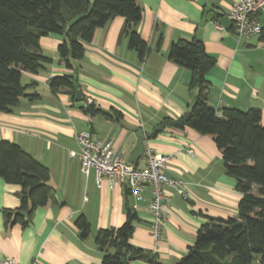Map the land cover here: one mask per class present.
I'll list each match as a JSON object with an SVG mask.
<instances>
[{"label":"crops","instance_id":"crops-1","mask_svg":"<svg viewBox=\"0 0 264 264\" xmlns=\"http://www.w3.org/2000/svg\"><path fill=\"white\" fill-rule=\"evenodd\" d=\"M135 1L142 11L135 30L148 47L142 59L128 47L125 19L119 16L94 31L92 40L84 43L83 58L72 62L70 69L57 54L65 36L47 35L40 39L39 47L52 62L36 74L22 76L24 85L35 82L26 94L35 93L37 98L22 97L10 112L0 114V140L18 144L45 165L53 189L48 203L34 211L27 227H4L2 210L18 208L21 187L0 179V260L9 257L18 264H29L36 258L41 264H100L101 252L94 236L99 229L124 222L131 197L125 194L124 186L110 188L106 180L97 187L93 173L86 177L78 160L69 157L68 151L77 149L74 134L81 130L110 143L127 160L135 150L140 129L142 152L132 163L137 168L146 165V148L156 156H170L163 173L181 182L186 198L162 186L169 196L164 205L168 218L160 240L154 242L147 209L150 193L145 188L129 240L134 247L154 254L160 263L173 264L187 254L205 221L199 214L236 216L241 195L235 180L225 173L222 156L211 138L190 128L166 127L151 134L163 118L184 115L197 95V89L190 86V72L167 57L171 44L180 39L199 40L215 60L206 74L208 104L219 113L223 108H257L264 127V23L258 37L237 39L231 26L218 31L211 22L217 16L218 22L226 17L235 0ZM61 75L76 80L81 88L80 102H72L66 89L53 93L50 86L46 88L47 81ZM86 99L109 117L84 114L78 104L85 106ZM79 214L90 224V235L84 240L74 225ZM129 264L151 263L137 258Z\"/></svg>","mask_w":264,"mask_h":264},{"label":"trees","instance_id":"trees-1","mask_svg":"<svg viewBox=\"0 0 264 264\" xmlns=\"http://www.w3.org/2000/svg\"><path fill=\"white\" fill-rule=\"evenodd\" d=\"M79 14L84 16L67 28V22ZM117 16L125 19L128 47L142 59L148 47L135 30L142 16L135 0H0V114L10 112L22 97L37 98L35 93L26 94L35 82L24 85L22 76L36 74L52 62L51 57L41 52L42 37L65 36L57 46V54L60 62L70 69L72 62L83 58L84 43L92 40L94 31ZM219 17H215L216 21ZM160 42L159 39L158 45ZM167 57L190 72V86L197 89V95L184 115L177 119L163 118L151 135L172 127L190 128L211 138L222 156L225 173L235 180V189L241 195L235 217L199 214L205 221L197 229L187 254L175 264H252L256 260L264 264V127L260 111L223 108L219 113L208 104L210 85L206 74L215 60L199 40L180 39L172 43ZM49 86L53 93L68 90L72 102L76 91L81 90L76 80L66 75L52 77ZM78 105L89 116L109 117L92 103ZM0 179L21 187L18 208L2 210L4 227L14 224L27 227L34 211L45 206L52 195L49 169L18 144L0 140ZM124 191L129 195L125 186ZM125 211L120 226L99 229L94 236V244L101 252L100 264H129L128 257L162 264L154 254L130 244L138 215L131 203L126 204ZM74 225L81 240L90 235V224L83 214L75 218Z\"/></svg>","mask_w":264,"mask_h":264},{"label":"built area","instance_id":"built-area-1","mask_svg":"<svg viewBox=\"0 0 264 264\" xmlns=\"http://www.w3.org/2000/svg\"><path fill=\"white\" fill-rule=\"evenodd\" d=\"M231 22L233 34L237 39L259 35L264 23V0H235L226 14ZM213 27L220 31L226 28L216 20L211 21ZM91 104L86 99V105ZM76 151L69 150L71 159L79 162L80 171L87 177L93 173L97 187H101L104 180L108 186H125L131 197V207L136 211L139 203L144 200L143 191L148 187L150 197L147 209L150 213L149 230L154 242L160 240L162 226L168 218L164 205L169 196L164 194L162 186L166 185L175 189L181 197L186 198L187 191L181 182L167 178L163 171L167 166L170 156H156L151 148L144 151L146 165L137 168L128 162L123 153L94 138L89 130L77 131L74 134ZM191 154V151L187 150ZM155 252V250H153ZM0 264H18L12 258L5 257ZM29 264H41L38 259H33Z\"/></svg>","mask_w":264,"mask_h":264},{"label":"water","instance_id":"water-1","mask_svg":"<svg viewBox=\"0 0 264 264\" xmlns=\"http://www.w3.org/2000/svg\"><path fill=\"white\" fill-rule=\"evenodd\" d=\"M88 10H89V8H88ZM83 16H84V14H79V15L73 17L71 20H69L67 22V24H66L67 28L70 27L73 23H75L79 19H81ZM219 23L222 24L224 27L231 26L230 20L228 18H226V17L221 18L219 20ZM255 36L258 37V35H255ZM45 85H46V88H47L50 85V81H47L45 83ZM81 100H82L81 92H80V90H77L76 93H75V102H80ZM136 134H137V142H136L135 150L127 158V161L130 162V163H133L138 158V156H140V154L142 152V144H141L142 132H141V130L138 129ZM56 195L58 196V192H56ZM263 199H264V186H263ZM132 259H133V257H128V260H132Z\"/></svg>","mask_w":264,"mask_h":264},{"label":"rangeland","instance_id":"rangeland-1","mask_svg":"<svg viewBox=\"0 0 264 264\" xmlns=\"http://www.w3.org/2000/svg\"><path fill=\"white\" fill-rule=\"evenodd\" d=\"M25 82H24V79L22 80V84H24ZM256 188L253 190V192L254 193H256ZM173 264H175V263H173ZM252 264H259L258 262H257V260L256 261H254Z\"/></svg>","mask_w":264,"mask_h":264}]
</instances>
